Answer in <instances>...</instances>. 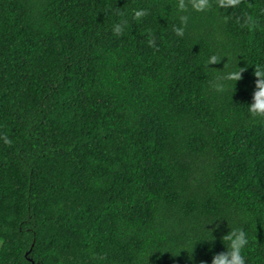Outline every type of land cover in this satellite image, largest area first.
I'll use <instances>...</instances> for the list:
<instances>
[{
	"label": "trees",
	"instance_id": "1",
	"mask_svg": "<svg viewBox=\"0 0 264 264\" xmlns=\"http://www.w3.org/2000/svg\"><path fill=\"white\" fill-rule=\"evenodd\" d=\"M184 14L177 36L176 0H0V264H210L229 227L264 264V0Z\"/></svg>",
	"mask_w": 264,
	"mask_h": 264
},
{
	"label": "clouds",
	"instance_id": "2",
	"mask_svg": "<svg viewBox=\"0 0 264 264\" xmlns=\"http://www.w3.org/2000/svg\"><path fill=\"white\" fill-rule=\"evenodd\" d=\"M239 3L240 0H215L214 4L212 0H187V2L186 0H176V10L181 15H179L180 24L179 26L173 25V31L177 36H183L185 25L188 22V16L184 13L188 11L189 6L191 10L196 13H207L213 7L218 11H220V9H235ZM146 13L147 10L144 8H133L131 10V17L133 20H140ZM116 15H122L119 9H117ZM250 21L251 17L245 13L244 24H248ZM127 23L128 20L122 18L112 24L111 31L113 34L119 36ZM216 62L217 56L211 54L207 57L205 66L208 67ZM242 71V68L237 67L236 70L224 73L222 77L212 83V87L217 91L223 90L224 81L239 80ZM254 76L256 77L255 88L252 93V101L247 104V113L249 118H264V64L254 65ZM0 140H2L5 145L12 143L11 139L4 133H0ZM229 228L230 230L221 237L225 251L214 253L210 264H248L245 250L249 245V236L246 230L243 227Z\"/></svg>",
	"mask_w": 264,
	"mask_h": 264
},
{
	"label": "water",
	"instance_id": "3",
	"mask_svg": "<svg viewBox=\"0 0 264 264\" xmlns=\"http://www.w3.org/2000/svg\"><path fill=\"white\" fill-rule=\"evenodd\" d=\"M32 264H34V262H32Z\"/></svg>",
	"mask_w": 264,
	"mask_h": 264
}]
</instances>
